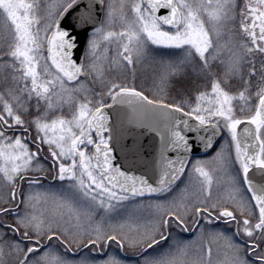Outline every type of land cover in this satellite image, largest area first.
Segmentation results:
<instances>
[{
  "label": "snow or ice",
  "instance_id": "obj_1",
  "mask_svg": "<svg viewBox=\"0 0 264 264\" xmlns=\"http://www.w3.org/2000/svg\"><path fill=\"white\" fill-rule=\"evenodd\" d=\"M74 6L78 0H0V217H14L0 219V264H125L116 254L92 255L113 241L142 257L139 264H264V183L249 176L253 168L264 175V0H90L82 17L102 11L104 19L79 63L76 39L61 27ZM153 45L182 51L161 61V83L196 63L210 86L194 102L168 103L126 78H107L106 64L127 69ZM214 64L222 71H212ZM233 79L241 81L238 91ZM117 107L129 130L146 127L159 136L152 177L115 163ZM186 129L205 148L226 130L225 141L210 160L190 161L180 154L191 152ZM201 129L211 134L200 137ZM45 150L53 179L67 181L59 194L33 192L40 180L26 175L45 171L38 163ZM185 173L188 184L172 195ZM129 204L147 208L149 218L130 213L112 223ZM223 218L236 224L234 233L212 230ZM173 225L199 231L179 240L168 231Z\"/></svg>",
  "mask_w": 264,
  "mask_h": 264
},
{
  "label": "water",
  "instance_id": "obj_2",
  "mask_svg": "<svg viewBox=\"0 0 264 264\" xmlns=\"http://www.w3.org/2000/svg\"><path fill=\"white\" fill-rule=\"evenodd\" d=\"M90 0H78V6H74L61 19V27L67 28L73 37L76 39L77 47L73 51V58L77 63L85 55L86 42L90 31L98 26V23L103 20V12L99 15L93 13L90 18H83L82 12L87 8ZM166 9H162L160 14H165ZM113 127H114V147H115V163L120 164L127 171H134L136 174L147 175L152 177L155 173V148L159 146V136L155 132H150L148 128L136 127L134 130H129L126 123V112L117 107L112 110ZM191 152L185 154L183 150L181 155H186L188 159L193 156H201L210 152L212 148H205L204 143L197 137V132L192 129L184 131ZM211 133H206L203 129L200 130V137H207ZM219 136L213 139V145L220 139ZM169 155L175 157L177 152L170 150ZM250 179L256 183H264V175H261L255 168L250 170ZM236 225L234 226V232ZM122 255L128 258H137L135 255Z\"/></svg>",
  "mask_w": 264,
  "mask_h": 264
},
{
  "label": "trees",
  "instance_id": "obj_3",
  "mask_svg": "<svg viewBox=\"0 0 264 264\" xmlns=\"http://www.w3.org/2000/svg\"><path fill=\"white\" fill-rule=\"evenodd\" d=\"M244 0H237V3L241 6ZM239 17H237V24ZM231 27V26H230ZM110 53L114 55L115 49L111 48ZM182 56L181 50H173L170 48L151 46L149 52L134 66H129L127 69L122 68H107L106 76L109 79H115L120 77L127 80L128 83H135L138 89L145 90L147 95L158 96L165 95L167 97L166 102L171 103L173 101L189 100L194 102L195 94L199 90H204L205 85L210 86V80L206 78V74L199 70V65L196 63L183 66L180 71L170 74L167 77L166 83H161V75L164 71L161 61L162 60H175ZM257 63H259V56H257ZM134 68V71H133ZM154 72V74L151 73ZM212 71H222L217 65H213ZM150 72V73H149ZM134 77V79H133ZM82 79V77H81ZM98 85V84H97ZM99 86V85H98ZM241 86L239 79H233L231 81V87L233 90L238 91ZM100 88V86L98 87ZM101 91V88H100ZM35 114V105H32L31 113ZM29 114H26V119ZM223 138L217 142L216 146L208 154H212L213 151L218 148L222 143ZM206 154V155H208ZM44 181V180H43ZM45 182V181H44ZM47 183V182H46ZM4 194L3 186H0V197ZM7 207L6 205H3ZM1 219V217H0ZM0 231H5L0 227ZM11 234L9 233V236ZM8 238V237H5Z\"/></svg>",
  "mask_w": 264,
  "mask_h": 264
},
{
  "label": "rangeland",
  "instance_id": "obj_4",
  "mask_svg": "<svg viewBox=\"0 0 264 264\" xmlns=\"http://www.w3.org/2000/svg\"><path fill=\"white\" fill-rule=\"evenodd\" d=\"M45 2H48V0H45ZM55 2H62V0H55ZM243 3L244 2H242L241 6H243ZM103 19H104V14H103ZM91 33H92V31L89 33L88 39L90 38ZM88 39H87V41H88ZM225 39H226V37H225ZM86 47H87V45H86ZM158 47H163V46H158ZM111 48L115 49L114 45L113 46H109V50ZM102 53H103V48H101L100 53H98V55H100ZM105 68H106V71H108L107 70V68H108L107 64L105 65ZM112 68H116V66L113 65L111 67V69ZM151 73L154 74V72H152V71H151ZM162 74H163V72H162ZM82 79H83V77H82ZM93 87L96 88L97 92L100 91V88H98L99 86L97 84L93 85ZM33 105H35L34 101H33ZM33 114H34V109H33ZM24 118L26 119V114H25ZM30 118H31V116L29 115V117L26 120H30ZM34 131L35 130L33 128L32 132L34 133ZM225 135H226V130L224 132H222V138H223L222 143H224V141H225ZM25 142H28V141H25ZM216 144H215V146H216ZM221 144L218 146V148H216L215 151H213L212 154L210 153V154L204 155V156L193 157V158L190 159V161H195L196 159L210 160V158L213 157L215 155L216 151L220 148ZM42 154L44 155V158H43ZM42 154H41V158L39 159L38 163L44 166L45 171L39 172V171L33 170V171H29L26 174L27 176L38 178L40 180V187L39 188H34L32 191L36 192V191H44L46 189H51V190H53V191H55L56 193L59 194L61 191H64V190L67 189V181L61 182V181H59L58 178L57 179H53V177L56 176V169L52 168L51 159L46 158L47 155H48L46 150ZM233 158H234V152H233ZM47 160H50L51 162L47 161ZM191 166H192L191 163H189L187 165V167L189 169H191ZM208 166L210 168L216 167L215 162H211V161H210ZM235 167L238 168V165H236ZM49 169H51V171H49ZM53 173H54V175H53ZM40 176H45L47 179H50V180L52 179L53 182H51V183L47 182L46 183V181L44 182L41 178H39ZM217 176H218V178H223V173H217ZM188 182H189V178H188L187 173H185L184 176H183V180L179 183V185H178V187L176 189V192H173L172 195H176L177 192L179 191V189L183 188L185 186V184H188ZM20 187H21V189L23 191L27 192L28 191L27 181H24L23 184L20 185ZM217 190L222 193L225 190V186L222 185V186L219 187V189L214 187V194H215V192ZM191 191H193V188L190 186L189 187V192H191ZM158 198L159 199H163L165 197H163V196H160V197L153 196L152 197V199H158ZM167 198H170V197H167ZM19 199H20V196L18 194L17 200H19ZM140 199L141 198H137L136 204H139ZM148 199H149L148 197H144L143 198L145 204L148 202ZM48 207H51V204H49ZM21 208H23V205H21ZM130 213L134 214L136 216H142L145 219L149 218V210L147 208H137V207H135L134 204H129L125 210L120 211L117 215L112 217V223H119L122 218L126 217ZM1 219L5 220V222H7V221H9V219L13 220L14 217L13 216H8L6 218L5 217H1ZM95 219L98 221L100 219V217L96 216ZM224 219L225 218L221 219V221H214L213 226H211L212 230H223L224 232H226L228 234L234 233V225H236V224L234 222H231V221L226 222V220L224 221ZM190 223H191V221H190ZM200 224L201 225H206V222L204 220H201ZM207 230H208V228L206 227V231ZM168 231L173 234V238H175V239H179V240H193L194 237H196L199 229H192L190 227L188 231H185L182 227H176L175 225H173L172 228L168 229ZM169 242H171V241H169ZM53 243L55 244L56 242L53 241ZM84 243H87L86 239L84 240ZM88 252L90 253L91 250L89 249ZM122 252L124 254H126V255H135L134 250L129 249V248L123 249ZM107 253H112V254L118 255L120 258H122L125 261V264H139V261L142 260V257H137L136 259H125V258H123L121 255H119V247L117 246V244L112 243V242L107 246V248L104 251V253H93L92 255L95 256V258H97V259H103L104 258V254H107ZM84 254H86V253L83 252V251L80 253V255H84ZM76 258H79V257L77 256Z\"/></svg>",
  "mask_w": 264,
  "mask_h": 264
},
{
  "label": "flooded vegetation",
  "instance_id": "obj_5",
  "mask_svg": "<svg viewBox=\"0 0 264 264\" xmlns=\"http://www.w3.org/2000/svg\"><path fill=\"white\" fill-rule=\"evenodd\" d=\"M42 156H43V158H44V155L42 154ZM47 161H50V160H47ZM51 162V161H50ZM53 175H54V173H53ZM39 178H41L42 180H44V181H46V182H53V180L51 179H47L45 176H40ZM9 220H12V219H9ZM225 220H227V219H224V221ZM112 243H115V244H117V246L119 247V245H118V243L117 242H115V241H113ZM106 250V249H105ZM104 250V251H105ZM121 252H122V250L120 249V247H119V255H121L123 258H125V259H132V258H128V257H126V256H124V255H122L121 254Z\"/></svg>",
  "mask_w": 264,
  "mask_h": 264
}]
</instances>
